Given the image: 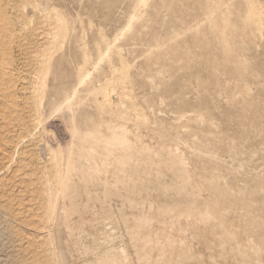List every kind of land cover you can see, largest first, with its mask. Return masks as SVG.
<instances>
[{
    "label": "rangeland",
    "instance_id": "rangeland-1",
    "mask_svg": "<svg viewBox=\"0 0 264 264\" xmlns=\"http://www.w3.org/2000/svg\"><path fill=\"white\" fill-rule=\"evenodd\" d=\"M57 66L127 135L80 139ZM61 229L67 264H264V0H0V264H63Z\"/></svg>",
    "mask_w": 264,
    "mask_h": 264
},
{
    "label": "bare ground",
    "instance_id": "bare-ground-1",
    "mask_svg": "<svg viewBox=\"0 0 264 264\" xmlns=\"http://www.w3.org/2000/svg\"><path fill=\"white\" fill-rule=\"evenodd\" d=\"M156 6V5H155ZM148 8V7H147ZM155 14V13H154ZM71 20H73V18L71 19ZM64 22V21H63ZM73 22H74V20H73ZM145 22V21H144ZM216 22V21H215ZM214 22V23H215ZM146 23H148V21H146ZM207 23H210V22H207ZM225 24V23H224ZM216 26H217V24H216ZM226 26V25H225ZM229 26V25H228ZM253 26V25H252ZM73 27V26H72ZM134 29H132V31H133ZM175 30H177V28L176 27H174L173 28V30L172 31H175ZM216 32H218V31H216ZM220 32V31H219ZM223 32V31H222ZM239 33V32H238ZM250 33V32H249ZM247 34V33H246ZM220 35V34H219ZM248 35V34H247ZM204 35H202V37H203ZM207 36H208V34H207ZM209 36H211V35H209ZM208 36V37H209ZM214 36V35H213ZM243 36V35H242ZM205 38H206V33H205V36H204ZM215 38V37H214ZM218 38H220V37H218ZM230 39V38H229ZM205 40V39H204ZM208 40V39H207ZM219 41H220V39H218ZM227 41V40H226ZM224 42V41H223ZM228 42L230 43V41L228 40ZM73 43H74V45H75V43H76V37L74 36V37H72L71 38V40H70V46H69V49H70V47H71V49L69 50L70 51V53L72 52L73 54H75V53H77V52H75V49H76V46H75V48H72L73 46ZM229 43H225V46H226V44H229ZM77 44V43H76ZM218 44H220V42L218 43ZM224 44V43H223ZM240 44V43H239ZM234 45H235V43H234ZM221 46H222V44H221ZM224 46V45H223ZM229 46V45H228ZM220 47V46H219ZM231 47H233V46H231ZM78 48V47H77ZM227 48V47H226ZM236 48V47H235ZM233 49V48H232ZM73 50H74V52H73ZM228 50V49H227ZM230 52H232V51H229V53ZM71 53V55H73ZM223 54V53H222ZM70 55V54H69ZM70 55V56H71ZM69 56V57H70ZM222 56V55H221ZM73 57H74V55H73ZM73 57H71V58H73ZM65 60V59H64ZM63 60V61H64ZM70 60V58L67 60V61H69ZM73 60V59H72ZM74 61V60H73ZM62 62V61H61ZM65 62V61H64ZM66 63V62H65ZM70 63H72L71 62V60H70ZM68 64V67H71V65L69 64V63H67ZM72 64H74V62L72 63ZM76 64V63H75ZM60 65H62V63L60 64ZM60 65H58V66H60ZM70 65V66H69ZM55 67V70H54V72H53V74H51V77H50V75H48V77L51 79V85H49L48 87H49V89H50V93L53 95V96H58L57 97V99L59 98V97H62V99L63 98H65V97H67V96H65L66 94L68 95H70V96H68L69 98L70 97H73L74 98V102H72V107H66V108H72V114H71V122H73L74 124L76 123L78 126H80L81 127V129H80V132H79V134H78V137H80V139H82V140H93V141H98V140H103L104 138H106L107 140H109V142H108V145H110L109 147L111 148L113 145H115L114 143H115V138H117L118 139V137L119 136H121V134L123 133H125L126 134V132H127V130L125 131V132H123V131H119L117 128V126L116 125H108V126H110L109 128H110V130H109V137L107 136V134L105 135V134H103V133H101V132H99L96 128H95V125H96V123H89V121H92V119L90 118V116H92L93 114L92 113H90V112H88V111H81V109L83 108L82 107V102H83V100L86 98V93L88 94V88H89V86L87 85V83L85 82V81H83L82 79L80 80V78L78 79L79 81H77V82H75L76 80H74L72 77H74V76H68L67 77V74L66 75H63L64 77L66 76L67 78L66 79H64V77L63 78H61V76H62V74H60L59 73V68L60 67ZM66 66V65H65ZM62 67V66H61ZM226 67V66H225ZM76 66L74 67V70L75 71H77L76 69ZM62 69H66V70H62L63 72H61V73H63L64 74V71H68L67 70V67H64V68H62ZM70 69H72V67L70 68ZM73 70V69H72ZM70 71V70H69ZM65 72V73H66ZM73 72V71H72ZM72 72H70V73H72ZM67 73H69V72H67ZM69 73V74H70ZM195 73V72H194ZM74 74V73H73ZM71 75V74H70ZM195 75V74H194ZM80 76V75H79ZM78 76V77H79ZM83 77V76H82ZM156 78H158V77H156ZM155 79V78H154ZM160 79V78H159ZM48 81V80H47ZM63 81H65L64 83H63ZM160 81V80H159ZM239 81V80H238ZM62 82V83H61ZM53 89V90H52ZM91 91V90H90ZM93 93H91V95H92ZM97 94V93H96ZM99 94H100V91H99ZM50 95V94H49ZM90 95V94H89ZM63 96H65V97H63ZM95 97V96H94ZM55 98V97H54ZM53 98V99H54ZM249 98V97H248ZM53 99H52V101H53ZM61 99V98H60ZM61 99V100H62ZM65 99H67V98H65ZM71 99V98H70ZM59 100V99H58ZM68 100V99H67ZM64 101V102H63ZM63 101H62V103H64V104H62L61 103V105H59L58 104V107H60V106H64L65 104H66V102H68V101H66L65 102V100L63 99ZM96 101V100H95ZM95 101H94V99H93V102L95 103ZM54 102V101H53ZM98 103H99V105H101L102 107H103V104L100 102V101H97ZM70 103H71V100H70V102H69V106H70ZM68 104V103H67ZM52 105H54V104H52V102L50 103V104H48V107H51ZM97 106H99L98 104H96ZM259 105V104H258ZM65 106H68V105H65ZM96 106V107H97ZM101 106H99V107H101ZM175 106V105H174ZM57 107V108H58ZM101 107V108H102ZM52 108H56L55 106H53V107H51V110H52ZM56 108V109H57ZM62 108H64V107H62ZM61 108V109H62ZM61 109H59V111H61ZM66 109V111H68L69 112V110H71V109ZM100 109V108H99ZM63 110V109H62ZM53 111H56L55 109L53 110ZM90 111V110H89ZM211 112V111H210ZM92 114V115H91ZM106 114L109 116H111V118L113 119L114 117H118V118H120V120L122 121V119H123V115L121 114V113H119L118 112V114H115L114 113V109L112 108V107H110L109 106V108L106 110ZM200 115H201V113H200ZM201 116H203V115H201ZM211 116V115H210ZM122 118V119H121ZM89 119H91V120H89ZM111 119V120H112ZM198 119H201V118H198ZM89 120V121H88ZM93 120H94V118H93ZM208 120H210V119H208ZM87 121H88V124H87ZM113 121V120H112ZM124 121V120H123ZM202 121V120H201ZM111 122V121H110ZM114 122V121H113ZM204 122V121H203ZM207 122V121H206ZM112 124H114V123H112ZM77 125H75V126H77ZM121 125V124H120ZM119 125V126H120ZM112 126H114L116 129H112L111 127ZM124 126V125H123ZM122 125H121V127H123ZM113 127V128H114ZM75 128V127H74ZM125 128V127H124ZM75 130V129H74ZM74 133V132H73ZM121 133V134H120ZM120 134V135H119ZM77 135V134H76ZM119 135V136H118ZM127 135V134H126ZM123 136V135H122ZM77 137V138H78ZM116 139V142L118 141ZM120 139L121 140H126V141H122V143L124 144V155H123V157L122 158H119V163L121 164V166L123 165V164H126L129 160H131L132 159V156H130V154L131 153H135L134 152V149H135V146H134V144H131L128 140H129V138L128 137H126L125 139H123L122 137H120ZM121 140H119V141H121ZM112 141H114V143H111ZM118 141V142H119ZM120 143V142H119ZM113 144V145H112ZM192 144V143H191ZM109 147H108V149H109ZM115 147H117V146H115ZM122 147V146H121ZM120 147V148H121ZM201 148V147H200ZM200 148H199V146H198V151L200 152ZM197 149V148H196ZM195 149V150H196ZM112 150V149H111ZM136 150V149H135ZM78 151V150H77ZM115 151V150H114ZM109 152V151H108ZM112 152V151H111ZM203 152V151H202ZM202 152H200V153H202ZM204 154V153H203ZM208 154V153H207ZM111 155V154H110ZM109 157V156H108ZM203 157H205V156H203ZM76 158V157H75ZM107 158V157H106ZM115 158V157H114ZM206 158V157H205ZM208 158V157H207ZM208 159H210V158H208ZM74 160V159H73ZM81 160V159H80ZM104 160H106V159H104ZM109 160V159H108ZM108 160H106L107 161V163H108ZM116 160V159H115ZM170 160V159H169ZM76 161H77V158H76V160H74V167L75 168H78V166L76 167ZM112 161V160H111ZM114 161V160H113ZM113 161L111 162V163H113ZM96 162V161H95ZM129 162H131V161H129ZM72 163V162H71ZM90 163V162H89ZM94 163V162H93ZM103 163H104V161H103ZM107 163H104V164H106V166L108 165ZM116 163H117V161H116ZM115 163V164H116ZM96 164V163H95ZM101 164V163H100ZM72 165V164H71ZM130 165V164H129ZM175 165V164H174ZM223 165V164H222ZM82 166L83 165H81V169H83L82 168ZM91 165H89V167H90ZM104 167L105 168V170L107 171V167ZM110 166H113V165H110ZM117 166V165H116ZM118 166H119V164H118ZM84 167V166H83ZM124 167V166H123ZM177 167V166H176ZM88 168V167H87ZM85 169V167H84V169L86 170V173H87V171H88V173H89V170L88 169ZM93 168V167H92ZM98 168H100V167H98ZM120 168V167H119ZM124 168H126V167H124ZM181 168V167H180ZM221 168V167H220ZM95 169H96V166H95ZM94 169V170H95ZM105 170H103V169H98V170H95L96 172H99L100 174H102V173H105ZM126 170V169H125ZM125 170H124V172H125ZM129 170V169H128ZM176 170V169H175ZM213 170V169H212ZM74 171V170H73ZM79 171H81L80 169H79ZM91 171V170H90ZM181 171H184V170H181ZM214 171V170H213ZM212 171V172H213ZM76 172V171H75ZM95 172V173H96ZM112 172V171H111ZM116 172V171H115ZM123 172V173H124ZM79 174V173H78ZM84 174V172H82V175ZM90 174V173H89ZM144 174V173H143ZM113 175H114V173H113ZM184 175H186V172L184 171ZM220 175V174H219ZM89 176H92L91 174L90 175H86L85 174V176L83 175V177L85 178V179H87V178H89L90 179V177ZM118 176V175H117ZM216 176H217V174H216ZM99 177V176H98ZM148 177V176H147ZM209 177V176H208ZM223 177V176H222ZM220 178V177H219ZM81 179V178H80ZM95 179H97V178H95ZM214 179V178H213ZM100 181H101V179H99ZM99 180H97V181H99ZM217 180V179H216ZM87 181V180H86ZM100 183V182H99ZM216 183V182H215ZM101 184V183H100ZM67 185V183H65V186ZM217 185V184H216ZM222 185V184H221ZM68 187H69V185H67ZM219 186V185H218ZM68 187H66V188H68ZM65 188V189H66ZM70 188H72V187H69V190H68V192H67V196H69V191H72V189L70 190ZM212 188V187H211ZM217 188V187H216ZM221 188V187H220ZM225 188V187H224ZM79 189V188H78ZM75 190V189H74ZM219 191V190H218ZM107 193V192H106ZM239 193V192H238ZM72 194V193H71ZM108 194V193H107ZM222 194V193H221ZM220 194V195H221ZM213 195H215V194H213ZM241 195H243V194H241ZM73 197V196H72ZM93 197H94V195H93ZM221 197V196H220ZM215 199H216V197H214ZM217 198H218V196H217ZM71 199H73V198H71ZM212 199V198H211ZM219 199V198H218ZM74 200V199H73ZM204 201V200H203ZM202 201V202H203ZM211 202V201H210ZM213 202H215V204H218V203H216V201H214L213 200ZM220 202V201H219ZM223 201H221L220 203H222ZM195 203V202H194ZM211 204V203H210ZM193 205V204H192ZM198 206V208L197 207H194V206ZM212 205V204H211ZM219 205H221V204H219ZM194 208L193 209H190L191 211H194V210H196V209H198V211H195V213L196 212H198V214H199V211H201V209L202 208H200L199 207V205L197 204V203H195L194 204ZM217 206V205H216ZM224 207V206H223ZM206 208V207H205ZM225 209V208H224ZM223 210V209H222ZM216 211H218V210H216ZM190 212V211H189ZM205 212V215L208 217L209 216V218L212 216L214 219H215V217H214V214H219V213H215V210H214V208L213 207H208V209L206 210V211H204ZM224 212V211H223ZM192 213H194V212H192ZM226 213V212H225ZM70 213H68V212H66L65 214H64V217H63V220L64 221H68V223L70 222L69 221V216L71 215H69ZM203 214V213H202ZM201 213H200V215H202ZM220 215H223V213H220ZM242 215V214H241ZM179 216H181V215H179ZM187 216H189V215H187ZM195 216H196V214H195ZM198 216V215H197ZM239 216V215H238ZM211 217V218H212ZM242 216H240V218H241ZM71 218V217H70ZM201 218V217H200ZM203 218V217H202ZM208 218V219H209ZM217 218V217H216ZM218 218H220L221 219V217H218ZM217 218V219H218ZM222 218H225V217H222ZM243 218H244V215H243ZM204 219V218H203ZM216 219V220H217ZM219 219V220H220ZM242 219V218H241ZM222 220H224L225 221V219H222ZM243 220V219H242ZM220 222H221V220H220ZM225 222H227V221H225ZM243 222H245V221H243ZM247 222V221H246ZM213 223V222H212ZM215 223H217V222H215ZM251 223V221L249 222V223H247L248 225ZM253 223H254V221H253ZM222 224V223H221ZM226 224V223H225ZM228 224V223H227ZM226 224V225H227ZM69 225H71V224H69ZM69 225H68V227H69ZM216 225H218V224H216ZM245 225V224H244ZM252 225V224H251ZM255 225H256V222H255ZM254 225V226H255ZM257 225H259V224H257ZM214 226V225H213ZM219 226V225H218ZM223 226H224V223H223ZM228 226V225H227ZM65 227V226H64ZM229 227H230V225H229ZM248 227V226H247ZM252 227V226H251ZM255 227H257V226H255ZM222 228V227H221ZM250 228V227H249ZM254 228V227H253ZM253 228H251V229H253ZM260 228V227H259ZM263 228V227H262ZM223 229V228H222ZM246 229V228H245ZM250 229V230H251ZM256 229V228H255ZM226 230V229H225ZM229 230V229H228ZM243 230H244V226H243ZM248 230V229H247ZM69 231V230H68ZM236 231V230H235ZM234 231V232H235ZM240 231V230H239ZM246 231V230H245ZM249 231V230H248ZM248 231H247V234H248ZM102 232V231H101ZM232 232V231H231ZM250 232V231H249ZM253 232V231H252ZM226 233V232H225ZM255 233V232H254ZM228 234V233H227ZM246 234V233H245ZM262 234V233H261ZM141 235V234H140ZM230 235V234H229ZM236 235H237V233H236ZM262 235H264V231H263V234ZM225 236V235H224ZM242 236V235H241ZM139 237V236H138ZM147 237V236H146ZM234 237V236H233ZM59 238L61 239V257H62V261H63V264H67V262H68V259H69V253H70V249H71V246H68L67 244H68V242L67 243H65L64 242V240H66L64 237H63V229H61L60 230V233H59ZM232 239V238H231ZM235 239V238H234ZM241 239V238H240ZM257 239V238H256ZM259 239V238H258ZM233 240V239H232ZM67 241V240H66ZM230 241V240H229ZM237 241V240H236ZM98 242V241H97ZM105 242V241H104ZM108 243H109V241H107ZM240 242V241H239ZM70 243V242H69ZM251 243V242H250ZM240 244V243H239ZM93 245V244H92ZM92 245H89V246H92ZM229 245V244H228ZM235 245V244H234ZM261 245V244H260ZM84 246V245H83ZM104 246V245H103ZM225 246V245H224ZM240 246V245H239ZM248 246V245H247ZM259 246V245H258ZM221 248H222V246H220ZM227 247V246H226ZM226 247H225V249H226ZM250 247V246H249ZM85 248V247H84ZM233 248H236V247H233ZM251 248V247H250ZM253 248V247H252ZM254 248H256V247H254ZM253 248V249H254ZM81 249V248H80ZM88 249V248H87ZM239 249H240V247H239ZM261 249H262V247H261ZM241 250H242V248H241ZM83 251H85V250H83ZM96 251V250H95ZM240 251V250H239ZM252 251V250H251ZM254 251H257V249L255 250H253V252ZM260 250H258V252H259ZM91 252V251H90ZM103 252H105V251H103ZM257 252V253H258ZM100 253H102V252H100ZM241 253H242V251H241ZM245 253V252H244ZM256 253V252H255ZM260 253L261 252H259V255H260ZM84 254V253H83ZM98 254V253H97ZM263 254V253H262ZM93 255V254H92ZM102 255V254H101ZM244 255V254H243ZM108 255H106V257H107ZM237 256V255H236ZM257 256H258V254H257ZM102 257H104L103 255H102ZM244 257V256H243ZM247 257H250V255L248 254V256ZM107 258H109V256L107 257ZM187 258V257H186ZM259 259V258H258ZM70 260V259H69ZM61 261V260H60ZM259 261V260H258ZM72 262V261H71ZM62 264V263H61ZM238 264V263H237Z\"/></svg>",
    "mask_w": 264,
    "mask_h": 264
}]
</instances>
